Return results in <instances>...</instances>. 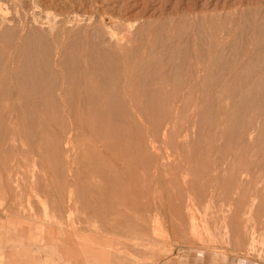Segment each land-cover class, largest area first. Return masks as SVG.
Listing matches in <instances>:
<instances>
[{"label": "rangeland", "instance_id": "374dc122", "mask_svg": "<svg viewBox=\"0 0 264 264\" xmlns=\"http://www.w3.org/2000/svg\"><path fill=\"white\" fill-rule=\"evenodd\" d=\"M0 80V264H264V0H0Z\"/></svg>", "mask_w": 264, "mask_h": 264}, {"label": "bare ground", "instance_id": "6f19581e", "mask_svg": "<svg viewBox=\"0 0 264 264\" xmlns=\"http://www.w3.org/2000/svg\"><path fill=\"white\" fill-rule=\"evenodd\" d=\"M84 16H85V15H84ZM4 18H5V17H4ZM12 18H13V17H12ZM20 19L23 20L22 18H20ZM13 20H14V19H13ZM42 20H43V19H42ZM3 21H4V20H3ZM7 21H8V20H7ZM14 22H15V21H14ZM11 23H12V22H11ZM20 23H21V22H20ZM43 23H44V22H43ZM4 26H5V25H4ZM23 26H24V25H23ZM22 30H23V29H22ZM24 30H25V29H24ZM24 30H23V31H24ZM30 30H31V29H30ZM33 30H34V29H33ZM34 31L36 32L37 30H34ZM34 31H32V32H34ZM32 32H31V33H32ZM47 32H48V31H47ZM89 32H90V31H89ZM4 33H5V32H4ZM38 33H39V32H38ZM40 34H41V33H40ZM56 34H57V33H56ZM68 34H69V33H68ZM29 35H30V34H29ZM38 35H39V34H38ZM57 36H58V35H57ZM29 37H30V36H29ZM43 37H44V36H43ZM25 39H26V38H25ZM38 39H39V38H38ZM34 40H35V39H34ZM36 40H37V37H36ZM36 40H35V41H36ZM44 40H45V38H44ZM44 40L41 41V42L44 43ZM21 41H22V40H21ZM39 41H40V40H38V43L40 44L41 42H39ZM45 41H46V40H45ZM24 44H25V43H24ZM26 44H27V43H26ZM30 44H31V43H30ZM30 44H29V45H30ZM41 44H42V43H41ZM47 44H48V43H47ZM18 45H19V44H18ZM22 45H23V43H22ZM34 45H35V44H34ZM25 46H26V45H25ZM27 46H28V45H27ZM45 46L48 47L46 44H45ZM32 47H33V46H32ZM39 47H40V46H39ZM18 48H19V47H17V49H18ZM33 48H34V47H33ZM31 49H32V48H31ZM35 49H37V48H35ZM38 49H39V48H38ZM46 49H47V48H46ZM46 49H44V50L41 49L40 51H42V50H43V51H46ZM18 50H20V49H18ZM34 51H35V50H34ZM34 51H33V52H34ZM40 51H39V52H40ZM30 52H32V50H31ZM36 52H37V51H36ZM36 52H34V54H37ZM94 52H95V51H94ZM21 53H22V52H21ZM21 53H20V55H21ZM27 53H29V52H27ZM27 53H26V54H27ZM40 53H41V55H40ZM40 53H39V55L42 56L43 53H42V52H40ZM45 53H46V52H45ZM57 53H58V52H57ZM15 54H16V53H15ZM29 54H31V53H29ZM43 56H44L45 58H46V57L48 58V56H46L45 54H44ZM43 56H42V57H43ZM17 57H18V56H17ZM23 57H24V56H23ZM29 57H31V59H32L33 56H29ZM42 57H38V58H41V60H44V59H42ZM44 57H43V58H44ZM25 58H26V57H25ZM36 58H37V57H36ZM3 59H4V58H3ZM3 59H2V60H3ZM7 59H8V58H7ZM14 59H15V58H14ZM22 59H24V58H22ZM28 59H30V58H28ZM48 59H49V58H48ZM12 60H13V59H12ZM17 60H20V58L17 59ZM21 61H22V60H21ZM30 61H31V60H27V59H25V62H23V65H21L20 69H23V68H24V69L32 70V69H33V66H34V64H35V62H34V64H33V63H30ZM34 61H35V60H34ZM48 61H49V60H47L46 64L49 63L48 66L50 67V61H49V62H48ZM11 62H12V61H11ZM19 62H20V61H19ZM31 62H33V60H32ZM37 62H38V61H37ZM41 62H42V61H41ZM1 63H2V62H1ZM7 64H8V62H7ZM17 64H18V62H17ZM21 64H22V63H21ZM46 64H45V65H46ZM10 66H11V65H10ZM18 66H19V65H17L16 67L18 68ZM36 66H37V63H36ZM46 66H47V65H46ZM48 66H47V67H48ZM243 66H244V65H243ZM16 67H15V69H16ZM38 68H39V66H38ZM116 68H117V67H116ZM2 69H3V68H2ZM4 69H5V68H4ZM4 69H3V70H4ZM34 69H35V67H34ZM40 69H41V66H40ZM43 69H44V68H43ZM50 69H51V67H50ZM9 70L12 71L11 68H10ZM9 70H7V71H9ZM17 70H18V69H17ZM17 70H16V71H17ZM38 70H39V69H38ZM46 70L48 71V69H46ZM46 70H45V72H46ZM27 71H28V70H27ZM53 71H54V70H53ZM55 71H56V70H55ZM12 72H13V71H12ZM12 72H11V73H12ZM30 72H32V71H30ZM34 72H35V71H34ZM7 73H8V72H7ZM17 73L19 74V71H17ZM23 73H25V72H23ZM23 73H22V74H23ZM27 73H28V72H27ZM47 73H48V72H47ZM3 74H4V73H3ZM3 74H2V75H3ZM9 74H10V73H9ZM22 74H21V75H22ZM33 74H34V73H33ZM37 74H38V73H37ZM45 74H46V73H45ZM27 76H28V75H27ZM29 76H30V75H29ZM46 76H47V75H46ZM52 76H53V75H52ZM52 76H51V77H52ZM56 76L58 77V75H56ZM3 77H4V76H3ZM7 77H8V75H7ZM10 77H11V79H9V80H12V78H13V77H12V74L10 75ZM36 77H37V75H35V74L32 76L33 79H36ZM38 77H42V76L39 74ZM91 77H92V76H91ZM30 78H31V77H30ZM32 78L30 79V81H32ZM47 78H48V77H47ZM27 79H28V81H29V78H27ZM52 79H53V78H52ZM38 80H39V83H40V79H38ZM41 80H42V78H41ZM53 80H54V79H53ZM0 81H1V80H0ZM13 81H14V80H13ZM13 81H12V83H13ZM8 82H9V85H8V86H10V81H8ZM24 82H25V81H24ZM37 82H38V81H37ZM49 82H50V81H49ZM55 82H56V79H55ZM55 82H54V83H55ZM34 83H35V82H34ZM39 83H38V84H39ZM41 83H42V81H41ZM51 83H52V82H51ZM21 84H22V83H21ZM30 84H31V82H30ZM32 84H33V83H32ZM38 84L36 83L37 86H39ZM45 84H46V83H45ZM48 84H49V86H50V83H48ZM12 85H13V84H12ZM25 85H26V83H25ZM25 85H24V86H25ZM41 85H42V84H41ZM3 86H4V84H3ZM3 86L0 85V91H4V90H6V89L3 88ZM13 86H16V85H13ZM13 86H12V87L10 86V88L13 89V88H14ZM31 86H32V85H31ZM33 86H35V85H33ZM37 86H36V88H39V87H37ZM5 87H6V86H5ZM63 87H64V86H63ZM63 87H60L59 90H63V89H62ZM10 88H9V89H10ZM43 88H46V87L44 86ZM55 88H56V87H54V89H55ZM2 89H4V90H2ZM34 89H35V88H34ZM39 89H41V88H39ZM50 89H51V88H50ZM37 90H38V89H37ZM46 90H47V89H44V92H45ZM48 90H49V88H48ZM55 90H56V89H55ZM7 91H8V90H7ZM13 91H14V90H13ZM1 93H2V92H1ZM5 93H6V92H5ZM29 93H30V92H29ZM13 94H14V93H13ZM4 97H5V96H4ZM13 99H14V98H13ZM4 100H5V99H4ZM10 100H11V99H10ZM2 101H3V100H2ZM15 102H16V101H15ZM1 103H2V102H1ZM8 103H9V102H8ZM11 105H12V104H11ZM24 106H25V105H24ZM15 107H17V106H15ZM15 111H16V110H15ZM23 117H24V115H23ZM14 125H15V124H14Z\"/></svg>", "mask_w": 264, "mask_h": 264}, {"label": "crops", "instance_id": "0c3cea01", "mask_svg": "<svg viewBox=\"0 0 264 264\" xmlns=\"http://www.w3.org/2000/svg\"><path fill=\"white\" fill-rule=\"evenodd\" d=\"M62 247L65 249V251L68 254H70L72 256H76V251L74 249V245L73 246H71V245H63Z\"/></svg>", "mask_w": 264, "mask_h": 264}]
</instances>
